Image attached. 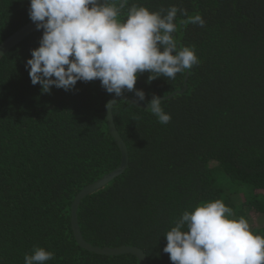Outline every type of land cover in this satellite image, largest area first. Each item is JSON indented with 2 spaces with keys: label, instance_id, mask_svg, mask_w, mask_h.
Returning <instances> with one entry per match:
<instances>
[{
  "label": "trees",
  "instance_id": "16d2710c",
  "mask_svg": "<svg viewBox=\"0 0 264 264\" xmlns=\"http://www.w3.org/2000/svg\"><path fill=\"white\" fill-rule=\"evenodd\" d=\"M132 4L163 14L185 10L172 35L178 48L194 49L199 64L175 79L137 73L134 90L145 101L163 98L167 124L149 108L114 102L128 165L80 201L84 240L138 247L147 264H172L163 252L166 233L183 211L216 199L264 237V0H129L122 20ZM29 6L0 0V44L31 21ZM196 14L203 27L181 23ZM42 34L31 32L0 59V264H24L36 247L54 253L46 264H140L130 254L82 249L73 237L75 196L120 165L105 114L114 94L99 80L48 94L32 85L25 64Z\"/></svg>",
  "mask_w": 264,
  "mask_h": 264
},
{
  "label": "clouds",
  "instance_id": "9594fccd",
  "mask_svg": "<svg viewBox=\"0 0 264 264\" xmlns=\"http://www.w3.org/2000/svg\"><path fill=\"white\" fill-rule=\"evenodd\" d=\"M129 0H29V19L43 31L39 47L31 50L25 68L32 85L43 94L54 86L74 90L78 81L99 80L101 87L115 97L125 90L134 92L135 104L146 103L148 111L167 124L171 116L162 109L155 95L145 101L142 90H134L137 73L148 71L149 81L176 75L199 64L192 47L178 48L173 33L177 13L187 12L171 6L151 12ZM181 23L205 21L200 14ZM115 100L105 105L111 109ZM163 252L172 264H264V237L254 234L244 217L232 218V210L222 200L203 202L185 210L165 235ZM54 253L42 247L25 254L24 264H46Z\"/></svg>",
  "mask_w": 264,
  "mask_h": 264
},
{
  "label": "water",
  "instance_id": "95a60500",
  "mask_svg": "<svg viewBox=\"0 0 264 264\" xmlns=\"http://www.w3.org/2000/svg\"><path fill=\"white\" fill-rule=\"evenodd\" d=\"M35 24L32 21H29L27 24L22 26L19 30H17L15 33H13L11 36L6 38L1 44H0V59L15 45L23 41L31 32L35 31ZM183 90L179 91L181 93ZM173 94L168 95L167 98L172 97ZM161 100L163 98H160ZM117 101V100H123L129 103H132L133 105L142 108V109H148L149 105L144 104H135L132 97H130L127 93H124L121 97H115V95L111 96L108 100V103L110 101ZM113 106V105H112ZM108 128L110 135L114 139L116 145L118 146L120 153H121V161L120 165L113 170L112 172L104 175L102 178L98 179L97 181L87 185L82 190H80L77 195L75 196L72 204H71V217H70V224L71 229L73 232V237L77 244L85 250H88L90 252H93L95 254L99 255H105V256H119L124 254H130L135 256L140 264H147V258L144 252L139 249L138 247H131V246H121L116 248H97L93 247L90 244H88L79 229L78 222H77V216L76 211L78 208V205L80 201L87 195H90L100 188L104 187L108 182H110L113 178L117 177L118 175L122 174V172L125 170V168L128 165V152L126 149V146L121 139L120 135L118 134V131L115 127L114 120H113V114L111 109L105 110Z\"/></svg>",
  "mask_w": 264,
  "mask_h": 264
}]
</instances>
